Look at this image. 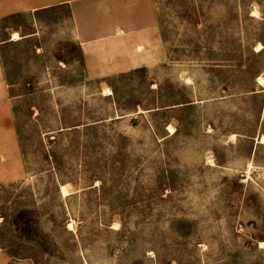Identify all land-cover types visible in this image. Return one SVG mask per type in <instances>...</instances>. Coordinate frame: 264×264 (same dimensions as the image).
Listing matches in <instances>:
<instances>
[{
    "label": "rangeland",
    "instance_id": "374dc122",
    "mask_svg": "<svg viewBox=\"0 0 264 264\" xmlns=\"http://www.w3.org/2000/svg\"><path fill=\"white\" fill-rule=\"evenodd\" d=\"M152 1L164 62L101 78L67 7L0 19L12 260L264 264V0Z\"/></svg>",
    "mask_w": 264,
    "mask_h": 264
},
{
    "label": "crops",
    "instance_id": "0c3cea01",
    "mask_svg": "<svg viewBox=\"0 0 264 264\" xmlns=\"http://www.w3.org/2000/svg\"><path fill=\"white\" fill-rule=\"evenodd\" d=\"M56 7L69 10L73 24L70 35L81 49L90 77L150 67L166 58L152 0H0V19ZM1 112L0 126L12 132L13 117ZM0 264L31 263L12 260L0 248Z\"/></svg>",
    "mask_w": 264,
    "mask_h": 264
},
{
    "label": "bare ground",
    "instance_id": "6f19581e",
    "mask_svg": "<svg viewBox=\"0 0 264 264\" xmlns=\"http://www.w3.org/2000/svg\"><path fill=\"white\" fill-rule=\"evenodd\" d=\"M20 38H21V36H20V34H19L18 32H14V33H12L11 40H19ZM256 48H257V51H258V50H261V49L263 48V46H262V44H259ZM258 77H259V76H258ZM258 79H259V82H260L261 84L264 83V79H263L262 77H259ZM105 93H106V94H111L112 91H111V89L108 88V89L105 90ZM168 127H169V126H168ZM171 130H172V129H171ZM260 142H261V143L264 142V135L261 137ZM60 188H61L62 193L64 194V196L67 195V194L69 193V191H67V187H66V185H62ZM73 225H74V224H73ZM73 225L70 223V226H71V227H73ZM71 227H70V228H71ZM261 246H264V241L261 242Z\"/></svg>",
    "mask_w": 264,
    "mask_h": 264
}]
</instances>
